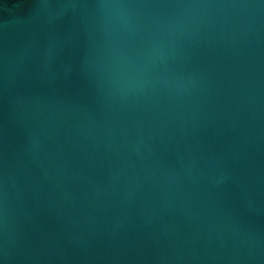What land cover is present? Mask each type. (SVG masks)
<instances>
[{
    "label": "water",
    "instance_id": "95a60500",
    "mask_svg": "<svg viewBox=\"0 0 264 264\" xmlns=\"http://www.w3.org/2000/svg\"><path fill=\"white\" fill-rule=\"evenodd\" d=\"M0 264H264V0H0Z\"/></svg>",
    "mask_w": 264,
    "mask_h": 264
}]
</instances>
